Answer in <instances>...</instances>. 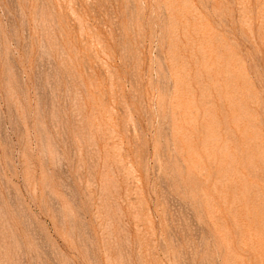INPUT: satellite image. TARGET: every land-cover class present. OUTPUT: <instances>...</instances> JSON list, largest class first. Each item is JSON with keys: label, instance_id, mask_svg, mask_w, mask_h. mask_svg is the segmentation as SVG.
Returning <instances> with one entry per match:
<instances>
[{"label": "rangeland", "instance_id": "1", "mask_svg": "<svg viewBox=\"0 0 264 264\" xmlns=\"http://www.w3.org/2000/svg\"><path fill=\"white\" fill-rule=\"evenodd\" d=\"M0 264H264V0H0Z\"/></svg>", "mask_w": 264, "mask_h": 264}]
</instances>
